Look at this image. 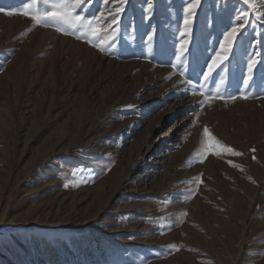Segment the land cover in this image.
I'll list each match as a JSON object with an SVG mask.
<instances>
[{
    "label": "rangeland",
    "instance_id": "obj_1",
    "mask_svg": "<svg viewBox=\"0 0 264 264\" xmlns=\"http://www.w3.org/2000/svg\"><path fill=\"white\" fill-rule=\"evenodd\" d=\"M252 2L200 0L186 26L190 0H82L104 51L0 12V264H264V0ZM205 126L241 155L205 158Z\"/></svg>",
    "mask_w": 264,
    "mask_h": 264
},
{
    "label": "snow or ice",
    "instance_id": "obj_2",
    "mask_svg": "<svg viewBox=\"0 0 264 264\" xmlns=\"http://www.w3.org/2000/svg\"><path fill=\"white\" fill-rule=\"evenodd\" d=\"M82 0H51L50 3V10H45L44 12H33L32 9L34 8L33 4H29L26 9H24L21 12H12V11H5L4 8L0 7V12H3L6 15H24L27 17H30L34 22L37 24H47L49 22H54L57 25H63V27H58V31H62L65 34H67L69 31L73 34L80 33V35H77V39H84L86 37H93V38H99L96 43H93V46L99 47L101 51H104V47L100 46V42L103 41V36L101 33L104 31L103 25L100 24L98 20L95 18L93 20H88L85 17L79 15L76 12V9L80 7ZM200 0H190V3L188 4V7L186 8L187 16L184 20L185 25H189L191 23L190 16L194 15L196 7L199 5ZM243 3L247 4L251 8H255V4H253L252 0H243ZM122 11V9L117 8L114 10L113 13V21L112 23L115 24L118 21V13ZM246 15V13H245ZM101 17H103V13H101ZM111 27V25H109ZM244 27V24H238L237 26H233L230 31H226L223 35V41L220 43V51L216 52L213 56L210 57V63H207V71L201 72V76L203 77V80L207 82L209 78L212 76L214 72L217 71V69H220L223 71V67L225 65V62L229 59L230 53L233 51V45L237 41L238 36H242V28ZM108 35H111L110 33H107ZM181 36H185V32H181ZM114 39V37H112ZM152 37L149 36V40H151ZM90 43H92V40H89ZM187 41H182L179 45V54L176 55V60L179 65H183V54L185 51H187L186 48ZM255 61L249 64V73L252 72V64H254ZM173 67H176V65H173ZM181 75L183 73L181 72ZM249 79H251V76H249ZM186 84L189 85V90L193 92V94H199L204 97V101L208 102L217 98L210 93H206L204 91H201L200 89H192L191 88V81H184ZM201 85V89H202ZM237 97L232 96L228 97L227 99L235 100ZM241 99H249V97L246 94H242L240 96ZM203 141L201 142V147L204 151L205 158L207 155H215V156H221L222 154H230L232 156H239L241 153L236 152L233 148L223 144L219 139H217L208 129L207 126L203 128ZM255 151V149H253ZM201 162H203L201 160ZM231 163V162H230ZM235 167V165H233ZM178 250V249H177Z\"/></svg>",
    "mask_w": 264,
    "mask_h": 264
}]
</instances>
